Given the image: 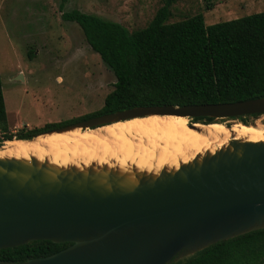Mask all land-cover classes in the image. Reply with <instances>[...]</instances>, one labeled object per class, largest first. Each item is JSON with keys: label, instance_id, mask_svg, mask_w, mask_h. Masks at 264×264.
Returning a JSON list of instances; mask_svg holds the SVG:
<instances>
[{"label": "water", "instance_id": "water-1", "mask_svg": "<svg viewBox=\"0 0 264 264\" xmlns=\"http://www.w3.org/2000/svg\"><path fill=\"white\" fill-rule=\"evenodd\" d=\"M253 114L264 115V96L134 106L13 139L151 115L188 117L194 128L213 123L195 118L238 120ZM105 171L56 170L33 158H0V249L39 240L70 243L46 256L0 264H171L264 228V142L231 139L227 147L174 172L137 175V183Z\"/></svg>", "mask_w": 264, "mask_h": 264}, {"label": "trees", "instance_id": "trees-1", "mask_svg": "<svg viewBox=\"0 0 264 264\" xmlns=\"http://www.w3.org/2000/svg\"><path fill=\"white\" fill-rule=\"evenodd\" d=\"M175 1L164 0L145 27L132 31L78 9L62 12L61 18L78 24L92 50L112 70V89L93 112L12 132L6 125L0 79V142L134 106L227 103L264 96V11L212 24L205 23L202 13L167 22ZM260 116L237 119L254 125L248 119ZM69 244L32 241L0 249V260L42 257ZM171 264H264V228L216 242Z\"/></svg>", "mask_w": 264, "mask_h": 264}, {"label": "rangeland", "instance_id": "rangeland-1", "mask_svg": "<svg viewBox=\"0 0 264 264\" xmlns=\"http://www.w3.org/2000/svg\"><path fill=\"white\" fill-rule=\"evenodd\" d=\"M163 1L0 0V79L7 129L15 132L93 112L112 89V70L78 24L61 18L62 12L78 9L132 31L145 27ZM260 11L264 0H176L167 22L202 13L205 23L212 24ZM263 117L248 120L264 131ZM69 162L66 157L61 164Z\"/></svg>", "mask_w": 264, "mask_h": 264}, {"label": "bare ground", "instance_id": "bare-ground-1", "mask_svg": "<svg viewBox=\"0 0 264 264\" xmlns=\"http://www.w3.org/2000/svg\"><path fill=\"white\" fill-rule=\"evenodd\" d=\"M188 117L151 115L94 129L41 134L29 140L5 141L0 158H16L56 170L114 172L124 181L137 183V175L157 176L180 165L199 161L229 145L231 139L264 142V131L233 119L188 126ZM68 157L70 162L62 165Z\"/></svg>", "mask_w": 264, "mask_h": 264}]
</instances>
